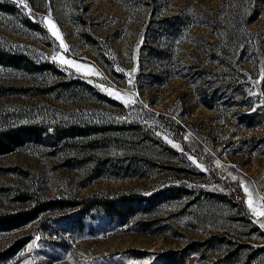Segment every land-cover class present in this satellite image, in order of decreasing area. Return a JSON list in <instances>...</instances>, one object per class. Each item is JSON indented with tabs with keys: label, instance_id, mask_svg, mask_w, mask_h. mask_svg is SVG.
Wrapping results in <instances>:
<instances>
[{
	"label": "rangeland",
	"instance_id": "374dc122",
	"mask_svg": "<svg viewBox=\"0 0 264 264\" xmlns=\"http://www.w3.org/2000/svg\"><path fill=\"white\" fill-rule=\"evenodd\" d=\"M24 2L27 8L0 0V49L20 60L12 67L0 59V84L59 76L55 66L68 81L87 82L121 106L17 95L0 97V116L17 107L26 120L66 114L145 128L129 151L61 154L46 140L0 156V211L17 210L21 192L44 198L127 193L155 201L152 207L134 201L125 222L91 218L82 231L65 226L60 235L38 233L17 264H264V216L252 210L264 211V129L247 124L245 107L233 105L250 100L251 113L264 117L263 54L255 65L242 57L260 53L254 35L264 12L244 0H43L40 11L35 0ZM242 31L249 35L228 58L229 36ZM228 85L240 86L238 94ZM107 160L142 161L152 169L144 177L131 175L141 168L98 169ZM237 184L246 209L227 201Z\"/></svg>",
	"mask_w": 264,
	"mask_h": 264
},
{
	"label": "trees",
	"instance_id": "16d2710c",
	"mask_svg": "<svg viewBox=\"0 0 264 264\" xmlns=\"http://www.w3.org/2000/svg\"><path fill=\"white\" fill-rule=\"evenodd\" d=\"M263 1L244 0L246 5L253 2L254 6L264 12L262 9ZM43 5V0H35V10L40 11ZM238 13H241L239 9H237ZM231 16L235 19L236 14L231 12ZM27 22L31 23L29 20ZM248 35L249 33L242 31L238 34L233 32L229 36L230 54H227L228 58H233V49H237L240 41ZM254 36H257L260 40V53L242 52L244 63L253 65L259 62L261 53L263 54L261 56L264 58V21L260 23ZM3 53L0 49L1 60H4L12 67L20 65L19 59L9 58V56ZM51 67L56 70L59 76H53L49 73V76L45 80L42 79L40 81V79H36L35 83L26 85L0 84V97L17 95L35 98L48 97V100L62 104H68L73 101L90 103L100 100L101 103L110 107L121 106L91 84L83 81H68L63 72L57 70L55 66ZM44 69L41 68V70ZM49 69L47 67L46 72H50ZM240 88V86L228 85L227 91L238 94ZM248 101V103L245 101L233 102V105L245 107L247 111L244 117L247 119V124L257 121V123H260V127L264 129V117L259 118L255 115L256 113L252 114L251 111L254 104L250 100ZM17 109V107H13L0 116V156L14 153L30 146L34 147L35 144L46 142V140L54 143L56 151L61 154L90 155L106 149L129 151L130 149H137L139 143L136 141L141 135H144L143 130L145 126L138 124L126 125L96 120L85 122L71 115L57 116L56 114L48 113H42V115L36 118L26 120L20 116L21 112H17ZM260 109L264 110V105ZM262 132V144L264 145V131ZM142 141H144V138ZM262 147L261 151L264 155V146ZM135 161L131 160L126 166H121L107 160L100 164L101 168L98 169L114 172L116 169L126 172L133 168L143 169L139 172L135 170L131 174L137 177H144V171L152 169V165L149 166L146 162L141 161L140 164H136L134 163ZM96 175L101 177L103 174L98 172ZM211 176L221 182L216 174H212ZM222 183L224 184L225 181ZM224 185L226 186L227 184ZM173 189L179 188L175 186ZM135 199L127 193H122L121 196L94 193L82 198L67 196L63 192H59L57 196L48 198L37 194L33 195L30 192L18 193L15 198V201L19 204L17 210L0 211V244L6 242L11 233L23 228L29 229L6 242L3 246H0V264H17V257L21 250L38 233L60 235L59 233L65 229V226H71L77 232L82 231L86 226V221L91 218L106 219L109 223L115 221L125 222L129 216L131 217L135 205L134 201H137L139 205H145V207H152L155 201L153 198ZM227 201L229 203H238L241 208L246 209L247 207L242 187L238 184L235 187H229Z\"/></svg>",
	"mask_w": 264,
	"mask_h": 264
},
{
	"label": "snow or ice",
	"instance_id": "6c2138e0",
	"mask_svg": "<svg viewBox=\"0 0 264 264\" xmlns=\"http://www.w3.org/2000/svg\"><path fill=\"white\" fill-rule=\"evenodd\" d=\"M16 3L22 5L23 7L27 8V4L24 2V0H15ZM51 28H52V35L54 37H56L58 40H60V44H61V47H64L65 49L67 48L66 45L63 44V41L60 39V34L58 31L55 30V25L52 24L51 25ZM57 58L56 57H53V60H56ZM61 59V62L64 63V64H69V65H73L74 67L77 68V70L79 71L80 68L82 67L81 65L79 64H76L74 61H71V60H64L63 57L60 58ZM169 143H171L169 141ZM175 146V145H174ZM178 147V146H176ZM235 179V178H234ZM245 191H247V188L244 189ZM249 207L251 208L252 207V202H251V199H249ZM253 213L256 214V215H260V216H264V211H260V210H257L256 208H253ZM262 227H264V225H262Z\"/></svg>",
	"mask_w": 264,
	"mask_h": 264
}]
</instances>
